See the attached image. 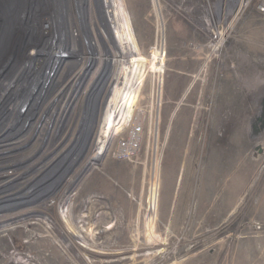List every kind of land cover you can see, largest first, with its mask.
<instances>
[{"label":"rangeland","instance_id":"rangeland-1","mask_svg":"<svg viewBox=\"0 0 264 264\" xmlns=\"http://www.w3.org/2000/svg\"><path fill=\"white\" fill-rule=\"evenodd\" d=\"M17 1H0L8 25L29 13L0 62V129L17 133L0 172L18 173L0 264H264L258 0L237 16L240 0H120L145 59L122 99L112 80L139 55L117 48L112 0Z\"/></svg>","mask_w":264,"mask_h":264},{"label":"bare ground","instance_id":"bare-ground-1","mask_svg":"<svg viewBox=\"0 0 264 264\" xmlns=\"http://www.w3.org/2000/svg\"><path fill=\"white\" fill-rule=\"evenodd\" d=\"M1 1V0H0ZM4 1V0H3ZM21 1L22 0H18L17 1V4H18V7H20V9H21V6H20V4L22 5V3H21ZM27 2H29V1H27ZM108 2V1H107ZM109 2H110V0H109ZM108 2V3H109ZM31 3H32V5H35L36 3H38L37 2V0H31ZM28 5H30V2L28 3ZM229 6V5H228ZM23 8H24V6H23ZM111 10H113V14H114V16L115 15H117L118 16V18L120 19H118L116 16H115V18H116V20H114V21H112L113 23L115 22V24H114V26L115 27H117V32H118V34H119V41H118V45H117V48L119 47V50H127L131 55H134L135 54V52H136V54L137 55H139L137 52H138V45H137V43H136V41H135V39H134V37H133V34H132V30H131V27H130V22H129V19H128V16H127V14H126V11H125V9H124V7L122 6V3L120 2V0H112V2H111ZM224 8H227V5H226V7H224ZM44 9V7L43 8H40L39 10H43ZM46 9V8H45ZM44 9V10H45ZM4 10H1L0 11V33H3V35H4V32H5V37L3 36V38H2V45L3 46H6V45H10V43L12 44L11 45V48H8V49H6L7 50V52H5L4 51V48H3V54H1L0 55V62H2L1 63V65H3L7 60H5V59H7L8 58V54L10 53V51L11 50H13L12 48H14L15 46H16V44H17V38H18V36H17V29H19V25L21 24L20 23V20L24 17V16H26V15H28L27 14V11H26V9H22L21 11H19V12H17V13H15V17H12V26L11 25H8V17H9V13L8 12H6V11H4ZM18 11V10H17ZM38 11V10H37ZM48 11H51V10H48ZM17 23V26L15 25ZM1 36V35H0ZM8 41V42H7ZM131 59V60H130ZM129 61H130V64H129ZM143 61H145V59L143 58V57H141L140 55H139V57H134L133 58V56L130 58V57H126L125 58V61H124V63L123 64H129V68L128 67H125V68H123L122 66L121 67H118L119 69V71H117L118 73H116V75H115V77L113 78V80L112 81H115L116 82V86H115V90H117L116 91V95H117V97L119 98V99H122L123 98V96H124V91H121V92H119L120 91V89L122 88V90H124V88L125 89H127V90H129L130 91V95L132 96L133 94H134V80H135V73H133L134 71H132V68L134 69V65L136 64V63H138V62H143ZM25 63H27V62H25ZM28 64V63H27ZM0 65V66H1ZM130 65H132V66H130ZM121 68H122V70H121ZM111 78V77H110ZM12 79V78H11ZM117 80V81H116ZM13 81V80H12ZM65 81V80H64ZM6 83V82H5ZM7 85V84H6ZM72 85V84H71ZM4 87V86H3ZM2 90V88L0 89V91ZM2 93L3 92H0V101H1V96H2ZM4 94V93H3ZM5 95V94H4ZM26 95V94H25ZM32 96V95H31ZM29 97H30V94H29ZM108 97V96H107ZM26 99V98H25ZM29 99V98H28ZM109 99H110V97H109ZM26 101V100H25ZM115 101H116V99H115ZM121 101V100H120ZM23 103V102H22ZM21 103V104H22ZM106 103V102H105ZM104 103V104H105ZM23 105V104H22ZM19 107H21V105H19ZM24 108H22V109H18L17 110V115L18 114H21V112H22V110H23ZM105 110H106V112H105V114H106V116H105V114L103 115V120H104V122H105V128H104V130H105V132H109L110 131V129L112 128V126H111V124H112V122H113V120H114V118L116 117V114L119 112V111H121L122 110V108L119 110V107H118V104L116 103V102H113V103H110V105L109 106H107L106 105V107H105ZM104 112V111H103ZM16 115V116H17ZM15 120V119H14ZM17 120V119H16ZM56 122V121H55ZM15 124V123H14ZM25 124V123H24ZM45 125V124H44ZM47 126H48V124H47ZM51 129V128H50ZM20 130H22V129H20ZM136 130L137 131H139L140 130V128H136ZM53 131V130H52ZM5 132H6V127H4V128H2V129H0V138H3V137H6V136H9V134H13V136L14 135H16L17 133L15 132H9L8 134H5ZM56 132V131H55ZM72 133H73V131H72ZM21 134H24V132H22ZM60 134V133H59ZM49 135V134H48ZM50 135H52L51 134V132H50ZM62 135V134H61ZM63 136V135H62ZM9 137H11V136H9ZM20 137V136H19ZM52 137H53V135H52ZM71 138V137H70ZM27 139V138H26ZM42 140V139H41ZM75 140V139H74ZM1 145V144H0ZM56 146H58V145H56ZM68 146V145H67ZM0 150H1V148H0ZM53 161V160H52ZM14 170H16V172L18 171V169H15L14 168ZM0 175H1V177L3 178L2 179V181L0 182V183H2V185L0 184V190L1 189H5V188H7V187H9L10 185H7V184H4L5 182H10V181H12V180H14V179H16L17 178V175H18V173H15V174H13V175H10V174H8V173H6V171H2V172H0ZM156 175V174H155ZM3 187V188H2Z\"/></svg>","mask_w":264,"mask_h":264},{"label":"built area","instance_id":"built-area-1","mask_svg":"<svg viewBox=\"0 0 264 264\" xmlns=\"http://www.w3.org/2000/svg\"><path fill=\"white\" fill-rule=\"evenodd\" d=\"M252 1L253 0H240L239 2H241V6L237 7V9L235 10L232 16H237L243 13L245 8L249 6L252 3ZM256 10L260 14L264 15V0H258V3L256 4Z\"/></svg>","mask_w":264,"mask_h":264},{"label":"flooded vegetation","instance_id":"flooded-vegetation-1","mask_svg":"<svg viewBox=\"0 0 264 264\" xmlns=\"http://www.w3.org/2000/svg\"><path fill=\"white\" fill-rule=\"evenodd\" d=\"M115 24V22L113 23V25ZM116 36H117V43H118V41H119V34H118V32L116 31ZM142 264V263H141Z\"/></svg>","mask_w":264,"mask_h":264}]
</instances>
